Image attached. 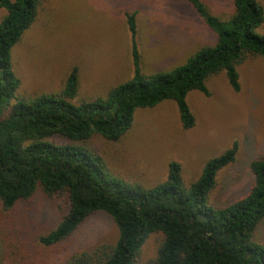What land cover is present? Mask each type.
Segmentation results:
<instances>
[{
    "label": "trees",
    "instance_id": "16d2710c",
    "mask_svg": "<svg viewBox=\"0 0 264 264\" xmlns=\"http://www.w3.org/2000/svg\"><path fill=\"white\" fill-rule=\"evenodd\" d=\"M185 1L215 33V42L168 70L145 73L136 12L127 13L131 77L104 95L74 103L76 67L58 92L17 95L20 80L12 69L11 50L35 20L40 0H0V211L9 213L37 194L54 202L53 223L35 233L46 248L63 243L97 211L107 213L118 231L114 244L72 253L63 264H135L152 233L162 238L146 264H264V244L253 239L264 218V159L249 162L253 182L247 193L219 206L210 194L218 172L234 162L236 142L210 158L195 180L186 182L181 165L171 161L166 178L152 186L114 173L93 144L96 136L118 141L132 127L138 108L169 99L176 102L182 128H191L189 91L208 95L206 80L219 71L238 91L237 65L249 55L264 58V9L257 0H231L232 10L223 16L203 0ZM1 216L0 264H30L33 252L20 241L18 225L11 214Z\"/></svg>",
    "mask_w": 264,
    "mask_h": 264
},
{
    "label": "rangeland",
    "instance_id": "374dc122",
    "mask_svg": "<svg viewBox=\"0 0 264 264\" xmlns=\"http://www.w3.org/2000/svg\"><path fill=\"white\" fill-rule=\"evenodd\" d=\"M257 1L264 9V0ZM203 2L218 15L232 10L231 0ZM133 11L140 67L145 73L168 70L198 47L216 40L215 33L185 0H40L35 20L11 50L12 69L20 80L17 95L58 92L72 67L77 68L79 79L74 103L104 95L130 78L131 34L126 14ZM3 14L0 8V19ZM237 72L238 91L219 71L206 80L208 95L188 92L186 100L194 114L191 128H182L176 102L163 100L152 108H138L132 127L121 139L111 142L96 136L94 146L114 173L152 186L166 178L171 161L181 165L186 182L195 180L210 158L236 142L235 160L218 172L217 186L210 194L219 206L235 201L252 185L249 162L264 159V58L247 56L237 65ZM52 206L55 208L54 202L37 194L9 213L0 211L1 217L11 214L18 225L20 241L33 252L30 264H63L72 253L116 242L118 231L112 218L97 211L63 243L43 247L35 233L53 223ZM161 238V233L150 234L135 264L153 258ZM253 239L264 244V218Z\"/></svg>",
    "mask_w": 264,
    "mask_h": 264
}]
</instances>
